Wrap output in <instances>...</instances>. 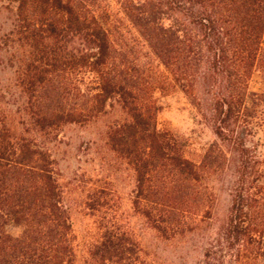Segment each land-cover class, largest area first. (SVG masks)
<instances>
[{
    "label": "trees",
    "instance_id": "1",
    "mask_svg": "<svg viewBox=\"0 0 264 264\" xmlns=\"http://www.w3.org/2000/svg\"><path fill=\"white\" fill-rule=\"evenodd\" d=\"M133 33L116 37L122 19ZM0 264H161L104 203L101 234L78 263L55 162L10 125L8 96L40 129L87 122L116 101L111 149L133 169L132 206L164 237L211 227L207 176L229 170V207L200 264H264V0H0ZM92 74L96 85L80 86ZM179 89L216 140L201 161L157 127L155 91ZM25 122V121H23ZM8 226L20 228L17 235Z\"/></svg>",
    "mask_w": 264,
    "mask_h": 264
},
{
    "label": "rangeland",
    "instance_id": "2",
    "mask_svg": "<svg viewBox=\"0 0 264 264\" xmlns=\"http://www.w3.org/2000/svg\"><path fill=\"white\" fill-rule=\"evenodd\" d=\"M113 12L123 22L116 37L127 40L133 31L120 13L115 9ZM6 16V11L0 13L2 27L8 25ZM6 77L8 73L0 71V78ZM95 85L92 74H85L80 82L83 91H89ZM249 88L255 92L264 91V80L258 73L252 75ZM22 100L18 95L8 96L10 125L16 135L34 141L48 151L55 162L78 263L87 257L88 250L99 238L102 211L107 207L104 203H109L116 207L120 226L161 264H200L209 236L229 207V170L211 174L204 181L213 194L211 227L204 233L195 230L184 235L164 237L134 210L133 169L111 149L107 141L108 125L127 119L116 101H108L105 110L90 121L40 129L31 124L21 110ZM154 100L157 127L170 131L179 142L183 155L199 163L208 146L216 140L211 126L179 89L155 91ZM260 109L264 115V106ZM256 138L264 157V119L256 130ZM6 229L12 235L20 232L16 226Z\"/></svg>",
    "mask_w": 264,
    "mask_h": 264
}]
</instances>
